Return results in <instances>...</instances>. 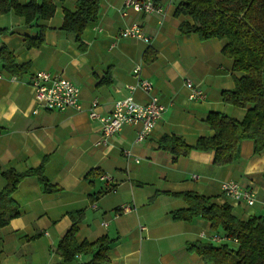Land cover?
I'll return each instance as SVG.
<instances>
[{
    "label": "crops",
    "instance_id": "1",
    "mask_svg": "<svg viewBox=\"0 0 264 264\" xmlns=\"http://www.w3.org/2000/svg\"><path fill=\"white\" fill-rule=\"evenodd\" d=\"M77 1L51 0L54 16L30 25L13 11L0 15V48H7L18 65H27L23 74L12 76L0 64V191L6 185L1 172L24 173L40 166L50 185L49 191L43 190L37 176L17 185L12 198L20 214L0 228V264H64L55 248L71 227L69 214L79 210L84 218L76 241L93 243L103 236L113 240L107 264H209L187 245L219 246L212 236L223 233L202 219L172 220L171 213L187 205L171 194L194 192L217 205L227 204L241 221L264 217V151L254 154L252 142L242 141L239 158L219 167L212 152L175 157L159 150L158 140L175 136L192 146L211 137L205 123L211 112L243 119L246 109L221 99V92L233 89L234 77L240 76L222 55L225 41L181 35L179 25L187 19L173 15L178 0H153L160 14L123 9L126 0H100L98 18L85 28L80 48L61 30L64 12H73ZM38 26L45 28L44 43L27 48L26 40L38 36ZM133 26L149 44L119 37ZM137 67L140 71L134 74ZM37 72L77 86L79 109L38 108L29 84ZM138 79L147 80L152 91H130ZM186 80L204 93V100H188ZM130 95L140 104L157 97L165 107L161 119L143 142H136L139 126L126 125L100 143V124L89 117L93 103L105 116ZM92 172L98 176L88 175ZM226 182L253 191L254 204L225 196L221 185ZM91 259V254L77 255L72 264Z\"/></svg>",
    "mask_w": 264,
    "mask_h": 264
},
{
    "label": "trees",
    "instance_id": "2",
    "mask_svg": "<svg viewBox=\"0 0 264 264\" xmlns=\"http://www.w3.org/2000/svg\"><path fill=\"white\" fill-rule=\"evenodd\" d=\"M100 0H78L73 12H64L61 30L74 37L80 48L82 35L88 24L98 18ZM13 11L22 17L26 25L33 21L49 20L55 7L51 0H29L20 4L17 0L0 1V15ZM173 15L185 17L179 25L183 36L195 34L200 40H224L222 55L232 61L234 88L221 92L224 103L246 109L238 121L222 113L211 112L205 123L213 131L211 137L199 138L192 146L180 137L163 136L158 140V149L175 157L187 156L190 152H212L215 166H226L240 156V143L250 141L253 153L264 151V0H178ZM38 36L26 40L27 48H40L44 43L45 28L38 26ZM2 69L12 76H20L27 65H18L7 48H0ZM6 180L0 191V228L19 216V208L12 198L17 185L28 176H37L43 190L50 185L42 174V166L24 173L13 170L1 172ZM88 175H96L94 172ZM105 189L104 192H107ZM182 199L187 208L174 211V221L192 222L202 219L211 229L221 230L236 238V246L221 244H188L187 250L199 255L209 264H264V217H251L246 221L236 218L229 205H217L209 198L194 192L171 194ZM71 227L55 248L64 264H72L77 255L91 254L87 264H107V252L113 240L107 236L93 243L76 241L78 225L84 218L83 211L69 214Z\"/></svg>",
    "mask_w": 264,
    "mask_h": 264
},
{
    "label": "built area",
    "instance_id": "3",
    "mask_svg": "<svg viewBox=\"0 0 264 264\" xmlns=\"http://www.w3.org/2000/svg\"><path fill=\"white\" fill-rule=\"evenodd\" d=\"M123 9H131L145 14L161 13L160 7L153 0H126L123 3ZM119 37L124 39H139L149 44V39L136 26L125 28L121 31ZM139 71L140 68L137 67L133 72L134 74H138ZM29 84L34 92V100L38 108L55 112H62L68 108L79 109L78 99L80 90L69 80L48 72H37L31 76ZM185 86L190 92L188 95L190 102L204 100V93L194 87L190 80H186ZM129 90H141L148 94L152 91V85L145 79H138L134 86L129 87ZM96 108L97 103L94 102L89 117L100 124V143H105L107 138L119 133L126 125L139 126L136 142H143L152 133L165 111V107L155 96H151L147 103L140 104L130 95L117 101L113 106L112 112L105 116L99 115L96 112ZM36 113L37 110H34L33 114ZM125 155L128 158L131 157L129 152H126ZM135 161L137 162V160ZM193 178L196 177L194 176ZM103 179L101 178V180ZM221 191L235 203H244L247 206H252L255 202V193L253 191L243 190L234 182L223 183ZM124 210L127 211V208ZM103 225L105 226L106 224L103 223ZM141 229L143 230L144 228ZM212 240L221 244H228L230 242L237 245L238 243L236 238H230L224 234L220 236L214 235L212 236Z\"/></svg>",
    "mask_w": 264,
    "mask_h": 264
},
{
    "label": "rangeland",
    "instance_id": "4",
    "mask_svg": "<svg viewBox=\"0 0 264 264\" xmlns=\"http://www.w3.org/2000/svg\"><path fill=\"white\" fill-rule=\"evenodd\" d=\"M228 244H229L230 246H233V244H232V243H230V242H229Z\"/></svg>",
    "mask_w": 264,
    "mask_h": 264
}]
</instances>
